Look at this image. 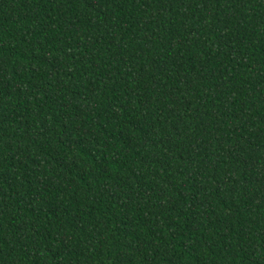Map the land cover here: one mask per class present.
<instances>
[{
  "label": "trees",
  "instance_id": "obj_1",
  "mask_svg": "<svg viewBox=\"0 0 264 264\" xmlns=\"http://www.w3.org/2000/svg\"><path fill=\"white\" fill-rule=\"evenodd\" d=\"M0 264H264V0H0Z\"/></svg>",
  "mask_w": 264,
  "mask_h": 264
}]
</instances>
